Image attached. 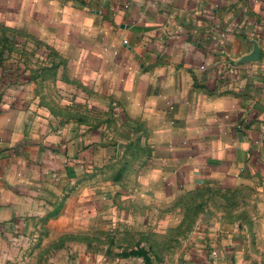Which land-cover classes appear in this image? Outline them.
Here are the masks:
<instances>
[{
    "label": "crops",
    "instance_id": "0c3cea01",
    "mask_svg": "<svg viewBox=\"0 0 264 264\" xmlns=\"http://www.w3.org/2000/svg\"><path fill=\"white\" fill-rule=\"evenodd\" d=\"M0 42V264H264V0H0Z\"/></svg>",
    "mask_w": 264,
    "mask_h": 264
},
{
    "label": "rangeland",
    "instance_id": "374dc122",
    "mask_svg": "<svg viewBox=\"0 0 264 264\" xmlns=\"http://www.w3.org/2000/svg\"><path fill=\"white\" fill-rule=\"evenodd\" d=\"M1 43V42H0ZM0 51H3V48H0ZM79 233V232H78ZM76 233L77 239L76 240H68L66 237L67 234H62L58 239H51L49 236H45L41 240L32 239L29 241L28 249V264H63L65 261L72 259L68 253V247L70 246V242L74 243L73 247H79L82 244V234ZM81 235V236H80ZM92 241L91 244L88 243V246L92 247H99L100 244H103V241L100 239V235L92 234ZM178 235L179 233H174L170 236V239L167 240L165 243L169 244L170 246H176L178 244ZM133 240L129 241L132 242ZM135 242V241H133ZM42 248V254L36 256L35 250ZM160 258V257H159ZM163 259V257H161Z\"/></svg>",
    "mask_w": 264,
    "mask_h": 264
},
{
    "label": "built area",
    "instance_id": "2783aa9c",
    "mask_svg": "<svg viewBox=\"0 0 264 264\" xmlns=\"http://www.w3.org/2000/svg\"><path fill=\"white\" fill-rule=\"evenodd\" d=\"M123 42L126 43L127 41H126V40H123ZM211 254H212L213 256H216V251H212Z\"/></svg>",
    "mask_w": 264,
    "mask_h": 264
}]
</instances>
